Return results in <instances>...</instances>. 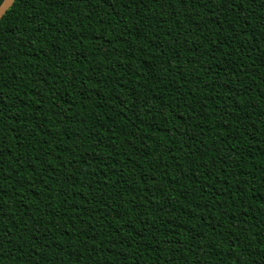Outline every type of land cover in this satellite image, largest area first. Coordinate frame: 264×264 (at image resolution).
Here are the masks:
<instances>
[{
    "label": "trees",
    "instance_id": "obj_1",
    "mask_svg": "<svg viewBox=\"0 0 264 264\" xmlns=\"http://www.w3.org/2000/svg\"><path fill=\"white\" fill-rule=\"evenodd\" d=\"M0 208V264H264V0H15Z\"/></svg>",
    "mask_w": 264,
    "mask_h": 264
},
{
    "label": "water",
    "instance_id": "obj_2",
    "mask_svg": "<svg viewBox=\"0 0 264 264\" xmlns=\"http://www.w3.org/2000/svg\"><path fill=\"white\" fill-rule=\"evenodd\" d=\"M15 0H4L0 5V20L13 5Z\"/></svg>",
    "mask_w": 264,
    "mask_h": 264
},
{
    "label": "snow or ice",
    "instance_id": "obj_3",
    "mask_svg": "<svg viewBox=\"0 0 264 264\" xmlns=\"http://www.w3.org/2000/svg\"><path fill=\"white\" fill-rule=\"evenodd\" d=\"M3 211V209L2 208H0V212H2Z\"/></svg>",
    "mask_w": 264,
    "mask_h": 264
}]
</instances>
